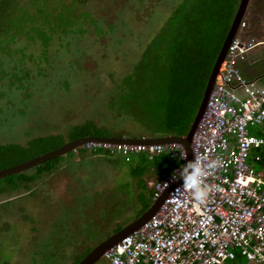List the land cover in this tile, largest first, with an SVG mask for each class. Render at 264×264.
Returning <instances> with one entry per match:
<instances>
[{
    "label": "rangeland",
    "instance_id": "1",
    "mask_svg": "<svg viewBox=\"0 0 264 264\" xmlns=\"http://www.w3.org/2000/svg\"><path fill=\"white\" fill-rule=\"evenodd\" d=\"M183 1L53 0L73 8L67 14L77 19L61 23L64 31L48 44L20 37L12 45L18 79L13 96L0 95V143L24 145L88 120L109 135L138 138L157 95L150 85L158 81L153 65L146 69L141 61ZM244 18L247 27L264 20V0H250ZM158 43L157 50L165 46ZM132 168L124 157L78 148L31 189L6 191L0 181V264H74L131 225L147 203Z\"/></svg>",
    "mask_w": 264,
    "mask_h": 264
},
{
    "label": "built area",
    "instance_id": "2",
    "mask_svg": "<svg viewBox=\"0 0 264 264\" xmlns=\"http://www.w3.org/2000/svg\"><path fill=\"white\" fill-rule=\"evenodd\" d=\"M246 25L241 22L239 29ZM262 45L264 35L234 37L193 136V157L204 162V202L193 200L190 191L176 192L183 181L174 180L172 173L179 166L163 174L153 184L152 195V204L164 198L160 208L107 251L103 264H264V172L249 164L252 149L264 147V132L252 135L249 130L264 125V86L240 69ZM82 148L127 160L143 153L151 159L162 153L178 159L184 153L178 162L187 163L179 144L89 142Z\"/></svg>",
    "mask_w": 264,
    "mask_h": 264
},
{
    "label": "trees",
    "instance_id": "3",
    "mask_svg": "<svg viewBox=\"0 0 264 264\" xmlns=\"http://www.w3.org/2000/svg\"><path fill=\"white\" fill-rule=\"evenodd\" d=\"M52 1L0 0L1 97L15 94L13 87L17 83L18 75L13 73L15 69L12 68L14 62L12 56L17 51L13 49L12 45L21 43L23 40L20 37H25V41L28 42H34L35 38L39 40L41 38L44 43H47L56 31L59 29L64 31L65 28H62L61 23H73L74 12L67 14L73 8H68V5L64 3L51 4ZM83 2L84 0H74L72 4ZM239 4L240 0H184L173 11L158 38L151 43L153 50L145 53L141 61L142 67L147 69L153 65L152 73H158V81L152 83L149 89V91H156L157 95L145 111L147 117L145 119L146 128H143L144 132L139 133L138 138L132 139L184 137L188 134ZM79 14L82 15L81 12ZM242 22H246V19L244 18ZM46 28L48 33L45 31ZM252 28H246L244 32L246 38L252 36ZM158 41L165 44L159 50H157ZM151 54L155 55L154 59H151ZM150 69L149 71H151ZM20 80H23L22 76ZM16 88L23 90L21 86ZM85 137L121 138L124 136L109 135L97 123L88 120L82 124L68 126L62 134L32 138L24 145L0 143V170L22 164L32 158L56 150L68 142ZM83 150L93 156L114 157L108 152ZM131 158L127 162L132 165L133 175L139 179L142 197L147 202L142 215L152 205V184L163 174L170 173L175 167L180 166V163L177 158H172L168 153H162L152 159L144 153L132 155ZM59 161L60 157L32 168L37 170L31 175L27 173L32 170L29 169L7 176L0 181L4 182L6 191L31 189L41 174H51L56 171ZM249 164L256 168L264 164V147L252 149L249 155ZM148 177L153 178L148 180ZM88 253L79 257L80 259H76L74 264H78Z\"/></svg>",
    "mask_w": 264,
    "mask_h": 264
},
{
    "label": "water",
    "instance_id": "4",
    "mask_svg": "<svg viewBox=\"0 0 264 264\" xmlns=\"http://www.w3.org/2000/svg\"><path fill=\"white\" fill-rule=\"evenodd\" d=\"M250 0H240V4L231 25V28L227 34V37L224 41V44L221 48V51L217 57V60L212 69L210 78L208 80L205 92L203 95L202 102L200 104L198 113L194 119V122L191 125V128L188 134L184 137L178 136H166L160 138H149V139H132L126 137H85L71 141L61 146L60 148L45 153L43 155L32 158L22 164L15 165L13 167L0 170V179L6 178L7 176L19 174L25 172L34 167L45 164L46 162L67 155L70 152H75L78 148H81L83 145L89 142H101V143H113V144H149V145H165V144H179L182 145L187 153V162L193 161V152H192V141L193 136L198 128L199 123L202 120V117L205 113L206 106L210 94L214 88L216 77L219 73L220 66L224 61L228 47L234 37L237 35L240 24L245 17L249 6ZM164 198L152 204L151 207L144 212L136 221L131 225L117 232L112 237L108 238L106 241L102 242L92 251H90L78 264H97L104 256V254L109 251L114 245L124 239L126 236L139 229L144 225L148 220H150L158 211L161 204L163 203Z\"/></svg>",
    "mask_w": 264,
    "mask_h": 264
},
{
    "label": "clouds",
    "instance_id": "5",
    "mask_svg": "<svg viewBox=\"0 0 264 264\" xmlns=\"http://www.w3.org/2000/svg\"><path fill=\"white\" fill-rule=\"evenodd\" d=\"M178 159H184V153H180ZM210 166H214V164ZM203 167L204 162L202 161V158L198 155L195 156L193 161L181 164L179 168L172 173V177L174 180L178 179L183 181L182 186L178 188L176 192L180 195H183L184 192L190 191L193 200L199 203H203L206 198V191L201 184ZM113 264H119L118 260H114Z\"/></svg>",
    "mask_w": 264,
    "mask_h": 264
},
{
    "label": "crops",
    "instance_id": "6",
    "mask_svg": "<svg viewBox=\"0 0 264 264\" xmlns=\"http://www.w3.org/2000/svg\"><path fill=\"white\" fill-rule=\"evenodd\" d=\"M250 27L253 30L252 36L253 35H256V36H258V35H264V20L263 19L262 20H258V21H256L253 24H250L249 27H247V28L250 29ZM245 30H240L239 29V31H238L239 33H237V34L238 35H241V36H245L244 35L245 34L244 33ZM240 69H241L243 75L247 79L255 80L260 85H263L264 86V45H262V46L256 48L255 50H253L249 54L247 60L245 62H243V63L240 64ZM252 129H255L256 130V134H252L251 131H250V133L252 135H262L263 132H264V125L262 127H259V126L252 127ZM118 157H122V156H118ZM128 162H129V160H128ZM253 168H255L258 171L263 172L264 171V164L262 166L258 167V168H256V167H253Z\"/></svg>",
    "mask_w": 264,
    "mask_h": 264
}]
</instances>
